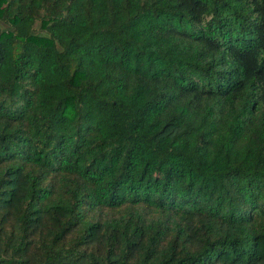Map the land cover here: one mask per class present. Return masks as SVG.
<instances>
[{"label": "trees", "instance_id": "trees-1", "mask_svg": "<svg viewBox=\"0 0 264 264\" xmlns=\"http://www.w3.org/2000/svg\"><path fill=\"white\" fill-rule=\"evenodd\" d=\"M0 264H264V0H0Z\"/></svg>", "mask_w": 264, "mask_h": 264}]
</instances>
